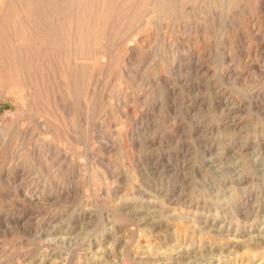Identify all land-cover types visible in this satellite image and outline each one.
Listing matches in <instances>:
<instances>
[{"label":"rangeland","instance_id":"1","mask_svg":"<svg viewBox=\"0 0 264 264\" xmlns=\"http://www.w3.org/2000/svg\"><path fill=\"white\" fill-rule=\"evenodd\" d=\"M0 264H264V0H0Z\"/></svg>","mask_w":264,"mask_h":264},{"label":"bare ground","instance_id":"2","mask_svg":"<svg viewBox=\"0 0 264 264\" xmlns=\"http://www.w3.org/2000/svg\"><path fill=\"white\" fill-rule=\"evenodd\" d=\"M168 1V0H167ZM164 2V1H163ZM174 3V2H173ZM4 5V4H3ZM168 6V5H167ZM169 8V7H168ZM172 9V8H171ZM78 10V9H77ZM167 12V11H166ZM77 18V17H76ZM18 20V19H17ZM15 23H18V22H15ZM13 24V23H12ZM14 27V26H13ZM15 27H16V25H15ZM17 27H19V26H17ZM26 27V26H25ZM79 27V26H78ZM22 28V27H21ZM30 28V27H29ZM22 31V30H21ZM25 31V30H24ZM18 35H20V34H18ZM17 35V36H18ZM22 35V34H21ZM15 36V38H16V34L14 35ZM23 36V35H22ZM14 38V39H15ZM27 38V37H26ZM13 39V38H12ZM20 39V38H19ZM14 41H16V40H14ZM13 41V42H14ZM18 41V40H17ZM16 41V42H17ZM24 42V41H23ZM18 43H19V41H18ZM17 44V43H16ZM14 46V45H13ZM17 46H18V44H17ZM24 46V45H23ZM16 47V46H15ZM23 50V49H22ZM19 51V50H18ZM78 51V50H77ZM22 52V51H21ZM76 56V55H75ZM80 56V55H79ZM77 59H78V57H76ZM23 63V62H22ZM4 83V82H3ZM6 84V83H5ZM1 87H2V85H1ZM5 88V87H4ZM242 208H244V207H242ZM248 211H241V213H243V214H246Z\"/></svg>","mask_w":264,"mask_h":264}]
</instances>
